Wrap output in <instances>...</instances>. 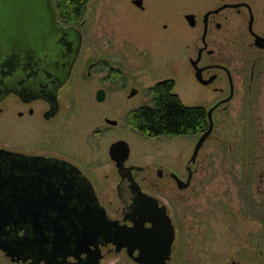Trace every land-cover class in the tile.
Masks as SVG:
<instances>
[{"label": "flooded vegetation", "instance_id": "1", "mask_svg": "<svg viewBox=\"0 0 264 264\" xmlns=\"http://www.w3.org/2000/svg\"><path fill=\"white\" fill-rule=\"evenodd\" d=\"M112 1L108 10L116 23L103 21L94 8L70 23L58 18L54 0H40L39 42L0 40V264H102L120 256L138 264L126 246L134 231L152 233L160 214L173 234L168 264L176 258L185 220L200 213L199 171L212 174L203 184L208 215L226 219L242 211L251 225L264 222V0H172L180 20L170 30L158 18L147 19L144 0L123 6ZM168 30L176 49L163 52ZM169 53L174 73L208 106L183 105L204 109L207 126L199 135L181 137L194 140L187 163L142 166L130 162L127 138L157 144L163 137L146 138L127 119L147 105L123 118L96 120L82 103L83 83L93 77V102L102 104L122 77L126 99L141 101L164 81L162 58ZM177 79L167 80L175 88ZM121 107L126 105L118 102ZM84 109L88 122L101 121L85 140ZM121 121L127 132L116 138ZM123 146L124 159L118 151Z\"/></svg>", "mask_w": 264, "mask_h": 264}, {"label": "rangeland", "instance_id": "2", "mask_svg": "<svg viewBox=\"0 0 264 264\" xmlns=\"http://www.w3.org/2000/svg\"><path fill=\"white\" fill-rule=\"evenodd\" d=\"M126 1L127 0H121L116 6H123ZM144 1L147 5L149 4V10L146 13L147 15H145L147 16V19L152 18L154 20L155 18H158L163 24L168 25L169 30L176 21L180 20L173 7L172 0ZM112 2V0H90L86 12L89 14L94 8L95 12L101 15L103 21L105 20L111 23H116V20H118L117 17H111L108 10L111 8L110 6H112ZM114 9H116V7ZM171 32L172 31H169L163 35V41L160 43L163 52L176 49V45L171 39ZM172 57V53H169L162 58L163 63H167V67L161 69L160 80H173L174 78H178L174 93L178 95L182 104L186 106H208L204 98L201 97L195 89L186 84L185 79H182L181 77V73H174ZM120 65H122V61ZM117 68L118 64L115 65V69ZM179 76L181 78H179ZM92 78L90 80L91 82H87L85 85L83 83L85 93L82 95V103L84 106L88 105V107H90V117H93L96 120L102 119L103 117L117 119L119 116L120 118H123L128 110L136 109L142 105H151L150 98L147 95H145L141 101L136 98L127 100V91L126 89H123L122 77H120L118 82L112 87L109 86L108 93L110 94V97H107L104 103L96 104L93 100L97 86H93L94 80ZM118 102H121L122 105L125 104L126 108H118ZM85 110L86 109L83 110V113L80 116V120L82 121L81 133L84 140L95 127L101 125V121H95L93 123L88 122L85 118ZM125 126L126 124L124 125L122 121L119 122V126L114 129L115 133L113 134L115 137L119 133L126 135L127 129H125ZM127 139L131 140L130 147L133 155L130 162H140L142 166L147 163L153 164L160 161L172 163L174 160H177L181 166L189 160L194 142L192 139H182L181 137H163L157 144L155 143L156 141H146L144 139L133 143L134 140L132 138ZM141 151L146 154V157L141 158L136 156ZM201 155L202 154L200 153V159ZM219 157L220 156H216L215 159H218ZM199 158H197L196 162L202 164L201 161L199 162ZM210 175H212L210 172H198V185L196 184L195 187V190L197 191L195 198H198L195 199V205L197 204L196 206H200V213L197 214V217H194V220L191 222L185 220V224H187L185 230H180L181 232L179 231L178 234L179 239L176 243L174 253L176 258L172 259L168 264H231V261L236 260V258L239 259V264H264V222H259L257 227H255V225H251L249 220L246 219V216H249V214L242 211L239 216L234 212L227 214L226 219H222V217L218 219L205 212L202 202L204 201V193H208V189L204 187L203 184L206 186L205 181L211 180V178L208 177ZM232 179L235 181L234 176H232ZM213 184H216L215 180ZM223 187H225L224 184ZM199 201L200 204H198ZM227 207L230 211L235 210L229 200L227 201ZM241 222L243 223L240 224ZM245 225H247L246 228ZM251 228L253 231H251ZM252 240L256 241V247H252ZM3 264L7 263L4 262ZM102 264L133 263L120 256L110 258Z\"/></svg>", "mask_w": 264, "mask_h": 264}, {"label": "water", "instance_id": "3", "mask_svg": "<svg viewBox=\"0 0 264 264\" xmlns=\"http://www.w3.org/2000/svg\"><path fill=\"white\" fill-rule=\"evenodd\" d=\"M41 14L40 0H0V40L3 43L9 41L10 45L19 46L31 45L32 39L38 41L42 25L40 26L37 21L41 18ZM47 29L44 28V31L47 32ZM97 100H102L99 94ZM209 133L210 128L196 143L194 154ZM118 151L121 152L123 159L126 158V146L120 147ZM155 218L152 233L147 231L140 234L131 230L132 242L126 246L127 253L138 264H164V261L168 260L173 240L171 226L164 214ZM139 227L140 225L138 229ZM91 263L96 264L97 261Z\"/></svg>", "mask_w": 264, "mask_h": 264}, {"label": "trees", "instance_id": "4", "mask_svg": "<svg viewBox=\"0 0 264 264\" xmlns=\"http://www.w3.org/2000/svg\"><path fill=\"white\" fill-rule=\"evenodd\" d=\"M58 18L77 22L85 14L90 0H54ZM147 94L151 105L133 110L128 116L132 130L146 138L194 137L202 133L207 124L204 109L186 107L174 93L171 80H164L151 87Z\"/></svg>", "mask_w": 264, "mask_h": 264}]
</instances>
